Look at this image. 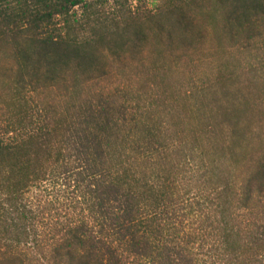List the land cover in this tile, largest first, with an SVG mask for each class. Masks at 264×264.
<instances>
[{
  "label": "trees",
  "instance_id": "1",
  "mask_svg": "<svg viewBox=\"0 0 264 264\" xmlns=\"http://www.w3.org/2000/svg\"><path fill=\"white\" fill-rule=\"evenodd\" d=\"M197 15L232 45L264 37V0H0L14 72L0 100V264H264V226L237 221L264 197V160L239 193L196 131L175 141L76 97L102 60L168 42ZM60 83L57 102L42 99Z\"/></svg>",
  "mask_w": 264,
  "mask_h": 264
},
{
  "label": "rangeland",
  "instance_id": "2",
  "mask_svg": "<svg viewBox=\"0 0 264 264\" xmlns=\"http://www.w3.org/2000/svg\"><path fill=\"white\" fill-rule=\"evenodd\" d=\"M197 18L186 31L174 29L168 42L157 45L150 36L138 51L120 48V57L101 61L107 73L74 96L108 100L116 115L124 106L129 118L148 122L175 141L192 140L196 131L203 137L198 143L204 156L216 159L226 172L231 167L242 193L264 160V37L232 45L212 24ZM10 49L7 43L0 47V100L14 74ZM63 75L70 81V71ZM64 88L60 83L40 96L57 102ZM207 121L215 124L211 137L199 131ZM248 205L239 208L240 225L248 219L256 228L264 226V197L254 192Z\"/></svg>",
  "mask_w": 264,
  "mask_h": 264
}]
</instances>
